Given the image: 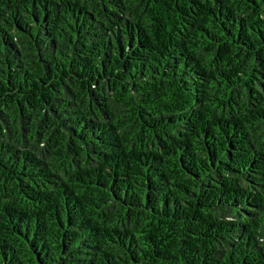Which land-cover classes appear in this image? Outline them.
<instances>
[{
  "label": "trees",
  "instance_id": "trees-1",
  "mask_svg": "<svg viewBox=\"0 0 264 264\" xmlns=\"http://www.w3.org/2000/svg\"><path fill=\"white\" fill-rule=\"evenodd\" d=\"M0 264H264V0H0Z\"/></svg>",
  "mask_w": 264,
  "mask_h": 264
}]
</instances>
